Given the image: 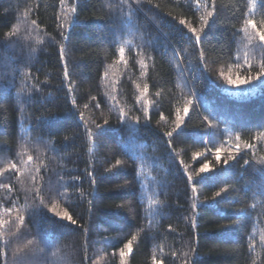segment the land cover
<instances>
[{"label": "trees", "instance_id": "16d2710c", "mask_svg": "<svg viewBox=\"0 0 264 264\" xmlns=\"http://www.w3.org/2000/svg\"><path fill=\"white\" fill-rule=\"evenodd\" d=\"M249 19L264 0H0V264H264V77L227 83L262 70Z\"/></svg>", "mask_w": 264, "mask_h": 264}, {"label": "snow or ice", "instance_id": "6c2138e0", "mask_svg": "<svg viewBox=\"0 0 264 264\" xmlns=\"http://www.w3.org/2000/svg\"><path fill=\"white\" fill-rule=\"evenodd\" d=\"M61 2L63 3V0H61ZM209 15H211V13H209ZM204 19H205L204 17H201L202 21ZM32 23L35 24L36 22L32 21ZM184 23H185L184 20L180 21L181 25H183ZM246 24L250 25L253 29H256L259 40L261 42H264V27L257 28L256 22L254 20H251V19L247 20ZM188 30H189L190 33H192L194 35L195 40L197 42H199L201 37H200V34L197 31V29L193 28V27H190ZM120 51H121V53H123L124 50L121 49ZM261 68H262V70L257 73L256 77L248 76L246 79H241L240 77H237V78L233 79L231 77H228L227 78V83L230 84V85L239 86V85L248 83V81H250L252 79H256L258 77H264V64L261 65ZM65 75L66 76L68 75L67 71H65ZM221 75H223V73H221ZM146 91H147V86H145V92ZM183 111H184L185 115L188 114L189 108H188L187 105H185ZM122 116H123V113H122ZM205 119H207V118H205ZM105 123H107V122H105ZM183 123H184V117L180 116V115H177L176 128L179 129ZM97 127H100V126L98 125ZM166 135L171 137L173 135V132H168V133H166ZM249 147H251V145H249ZM236 148H237V150H239V145H236ZM221 151L222 150L220 148H217L215 150V155H216L217 159H220ZM195 155H196V157H200L202 155V153L197 152ZM28 160L31 161L32 157L29 156ZM117 163H119V162H117ZM225 163H227V161H225ZM9 168L12 171H18L17 165L15 163L10 164ZM208 171H209L208 163H204L199 169L200 173H206ZM188 179L191 181L193 179V177L192 176H188ZM0 187L9 188L10 186L9 185H0ZM195 190H196L195 187H193L192 191L195 192ZM217 195H219V193H217ZM7 211L9 213H11L12 209H7ZM57 215H60L62 218H66L67 220L71 221L73 224L76 223V221L72 218L71 215L68 214L67 211H65L63 213H57ZM24 219L25 218H24L23 215H17L16 218H15V220L18 221L19 224H23ZM0 227H2V225H0ZM133 239H135V237H133ZM32 243H33L32 241H28L26 247L30 246ZM124 247L127 249V253L122 249L121 253H120L121 256H125L126 254L131 253V251H132V241L130 240ZM21 251H22V249L18 247L13 253L14 258H15V264H22V257L18 256V254L21 253ZM0 255H3L2 251H0ZM154 264H162V262L154 261Z\"/></svg>", "mask_w": 264, "mask_h": 264}]
</instances>
